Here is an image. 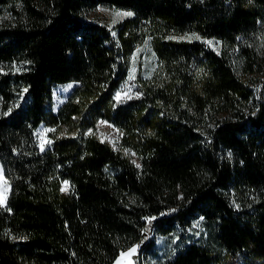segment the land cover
<instances>
[{"label":"trees","instance_id":"trees-1","mask_svg":"<svg viewBox=\"0 0 264 264\" xmlns=\"http://www.w3.org/2000/svg\"><path fill=\"white\" fill-rule=\"evenodd\" d=\"M98 7L133 16L113 33ZM186 33L223 50L166 39ZM148 36L166 79L117 105ZM263 36L264 0H0V264H114L133 247L145 264L201 218L210 245L162 264H264ZM100 121L138 163L88 133Z\"/></svg>","mask_w":264,"mask_h":264},{"label":"rangeland","instance_id":"rangeland-1","mask_svg":"<svg viewBox=\"0 0 264 264\" xmlns=\"http://www.w3.org/2000/svg\"><path fill=\"white\" fill-rule=\"evenodd\" d=\"M132 16L133 13L131 11L104 7H98L94 12L89 14L90 19L106 24L113 33H115L114 29L117 24L122 23L125 19L131 18ZM166 39L188 42L199 41L202 42L207 49L212 50L217 54H220L223 50V45L220 40L203 39L199 35L193 33L169 35ZM260 50L264 52V36L260 40ZM200 71H203V68H200ZM165 79L166 74L157 59L153 47V37L148 36L137 46L136 50L130 57L127 78L115 93V103L121 105L131 100L142 98L148 86H156L165 81ZM76 85V83H67L54 86V112H57L63 103L66 102L68 96ZM51 131V128L45 125H40L35 132L39 149L42 152L52 146L53 141L49 134ZM88 133L109 143L115 150H122L121 135L114 125L105 121H100L96 129L91 130ZM123 148L122 152L124 155L130 157L131 160L136 163L139 162L133 152L129 151L126 147ZM9 194L10 185L5 179L0 165V204L2 206H6ZM210 231L211 227L201 218L195 221L191 228L185 232L180 231L168 237L158 238L156 241L157 254L145 264H162L173 257L176 252L191 243L210 245ZM135 255L136 248H130L122 252L114 264H134Z\"/></svg>","mask_w":264,"mask_h":264}]
</instances>
